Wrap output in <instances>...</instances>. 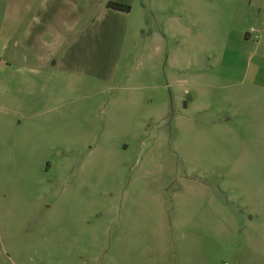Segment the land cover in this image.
I'll return each mask as SVG.
<instances>
[{
  "label": "rangeland",
  "instance_id": "rangeland-1",
  "mask_svg": "<svg viewBox=\"0 0 264 264\" xmlns=\"http://www.w3.org/2000/svg\"><path fill=\"white\" fill-rule=\"evenodd\" d=\"M0 264H264V0H0Z\"/></svg>",
  "mask_w": 264,
  "mask_h": 264
},
{
  "label": "crops",
  "instance_id": "crops-1",
  "mask_svg": "<svg viewBox=\"0 0 264 264\" xmlns=\"http://www.w3.org/2000/svg\"><path fill=\"white\" fill-rule=\"evenodd\" d=\"M42 6V7H41ZM40 6V10L38 11L36 18H34V27H36V32L38 34L37 37L45 36L46 40H41L40 43L44 48V54H35L32 58L35 60L38 68L47 67L54 59L53 53L57 51V47L60 42L57 39V29H64L67 31V28H70L72 24L69 22L67 18H71L67 15V11H64L62 15H57L56 7L49 6L46 8L45 4ZM105 16L114 17L115 14L111 13L107 8H104L103 13L101 15H97L95 19H92L89 24L92 23H104L106 19L103 20ZM107 23L112 25L111 21H107ZM28 35V34H27ZM115 37V36H114ZM33 71V69H30Z\"/></svg>",
  "mask_w": 264,
  "mask_h": 264
},
{
  "label": "trees",
  "instance_id": "trees-1",
  "mask_svg": "<svg viewBox=\"0 0 264 264\" xmlns=\"http://www.w3.org/2000/svg\"><path fill=\"white\" fill-rule=\"evenodd\" d=\"M106 8L113 10V11L123 12V13H127L130 10V7L128 5L118 3V2H108L106 4Z\"/></svg>",
  "mask_w": 264,
  "mask_h": 264
}]
</instances>
